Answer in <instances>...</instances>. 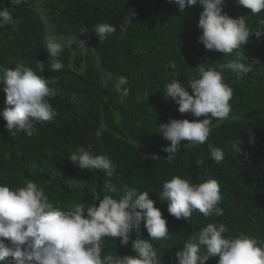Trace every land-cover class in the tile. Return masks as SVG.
<instances>
[{
    "label": "trees",
    "instance_id": "obj_1",
    "mask_svg": "<svg viewBox=\"0 0 264 264\" xmlns=\"http://www.w3.org/2000/svg\"><path fill=\"white\" fill-rule=\"evenodd\" d=\"M0 7H9L13 17L21 21L0 28V69L14 68L15 61L23 60L50 81L48 86L56 94L49 101L58 112L51 121L37 122L33 136L18 133L12 137L2 116L6 93L0 85V183L17 188L31 180L63 211H73L77 203L98 206L105 195L118 199L125 185L138 193L148 191L167 220L168 236L151 240L142 222L139 230L132 229L127 246L119 238L105 237L102 258L134 256L132 241L146 239L151 240L161 264H178L176 253L209 223H224L226 236L243 234L264 244V37L253 33L241 47L247 58L244 62L252 71L238 78L219 67L233 59L234 53L224 56L199 42L202 30L198 21L203 11L199 4L182 13L174 0H28L20 5L0 0ZM129 9L136 15L121 33ZM223 11L232 18L245 16L253 31L264 19V10L253 15L237 0H225ZM101 23L117 29L102 43L94 33ZM49 33L56 38H75L71 47L65 44L59 57L63 68L54 72L49 70L51 58L44 47ZM39 61L45 64L43 73L37 67ZM170 62L176 67H168ZM201 64L222 71L233 89L231 112L228 119L212 120L204 144L183 141L180 153L169 163L168 153L161 149L171 142L158 134L159 126L170 119L205 117L180 113L179 106L165 98V86L179 80L191 93L188 80L198 78ZM119 76L128 80L125 87L130 95L126 99L115 91ZM145 93L149 99L137 102L136 97ZM237 141H241L239 153L230 148ZM209 145L224 150L221 163L211 160ZM80 146L94 155L107 156L116 165V174L109 178L100 170L72 164L68 157ZM153 155L160 158L153 159ZM197 160L204 164L197 165ZM174 176L192 184L216 180L224 214L205 217L197 210L190 221L170 215L159 192ZM109 184L118 191L109 192ZM218 260V256L213 257L206 264H218ZM0 264H13V258Z\"/></svg>",
    "mask_w": 264,
    "mask_h": 264
},
{
    "label": "clouds",
    "instance_id": "obj_2",
    "mask_svg": "<svg viewBox=\"0 0 264 264\" xmlns=\"http://www.w3.org/2000/svg\"><path fill=\"white\" fill-rule=\"evenodd\" d=\"M28 0H11L12 5L27 3ZM173 2V0H170ZM179 11L185 12L189 6L197 4L203 7L198 21L202 30L199 36L207 50L217 51L233 59L220 64L221 69L230 70L238 78L252 71L246 64L247 59L240 50L254 33L257 38L264 37V19L259 21L260 28L250 30L245 16L232 18L223 11L225 0H174ZM238 4L251 10L253 15L264 10V0H237ZM126 24L120 26L121 33L127 31V25L136 15L134 9L127 12ZM21 21L14 18L9 7H0V28L6 25H19ZM18 30V29H17ZM116 27L98 24L94 33L102 43L116 33ZM73 37L56 38L49 33L44 47L50 54V71L63 68L59 57L65 44L71 47ZM84 47L85 42L80 41ZM259 63L258 61H255ZM14 68L0 69V85L6 93L2 116L5 128L12 137L25 133L31 137L36 134V123L51 121L58 112L49 101L55 92L48 86L50 81L37 74L23 60L15 61ZM39 72L45 71V64H37ZM168 67L175 68V62ZM198 78L188 80L191 93L179 80H172L165 86V98H170L179 107L182 114L191 113L202 120L170 119L159 126L158 134L170 141L169 146L161 150L168 153L166 160L171 163L181 151V144L187 141L204 144L211 132L212 120L228 119L231 112L230 100L233 89L225 82L222 71L201 64ZM128 80L124 76L116 78L115 91L122 98L130 95L125 87ZM149 96H137V102ZM79 102L76 97H73ZM186 145H184L185 147ZM232 151L241 152V141L230 144ZM210 158L217 164L225 159L221 148L209 145ZM153 159L160 157L153 155ZM69 161L84 170H100L111 178L116 174V165L105 155H94L80 146L69 157ZM203 165V160H197ZM109 192H117L115 185H107ZM160 199L168 203V213L177 219L190 221L194 211L205 217L222 216L220 187L216 180L192 184L180 176L165 181ZM85 213L87 215H85ZM147 229L151 240L166 238L169 234L167 220L149 198V192L138 193L135 188L124 186V194L118 199L105 195L97 204L85 206L74 205L73 211H63L54 207L43 188L29 180L22 187L11 188L0 183V262L13 258V264H161L157 251L151 240L136 239L132 241L134 256L106 255L102 258L105 237L119 238L127 246L133 228L139 230L141 223ZM228 228L224 223H209L191 235L183 248L176 253L178 264H206L213 257H219L218 264H264V244L254 238L241 234L237 238L226 236Z\"/></svg>",
    "mask_w": 264,
    "mask_h": 264
}]
</instances>
